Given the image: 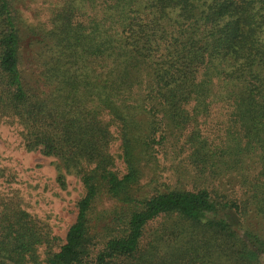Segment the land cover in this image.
<instances>
[{"label": "trees", "instance_id": "trees-1", "mask_svg": "<svg viewBox=\"0 0 264 264\" xmlns=\"http://www.w3.org/2000/svg\"><path fill=\"white\" fill-rule=\"evenodd\" d=\"M36 1L0 0V126L84 193L58 250L0 197V264H262L264 0Z\"/></svg>", "mask_w": 264, "mask_h": 264}, {"label": "rangeland", "instance_id": "rangeland-1", "mask_svg": "<svg viewBox=\"0 0 264 264\" xmlns=\"http://www.w3.org/2000/svg\"><path fill=\"white\" fill-rule=\"evenodd\" d=\"M25 18L29 23L45 22L49 13L47 4L37 0L25 7ZM108 118V117H106ZM21 126L18 123H4L0 126V167L5 169V176L0 179V197L19 200L24 209L43 223L53 240V250L63 244L66 231L76 218V202L84 193L79 178L68 175L66 185L57 181L58 169L56 158L45 156L39 151H27L21 137ZM114 139L110 152L115 158V170L126 172V165L121 157V140L117 126L112 125ZM149 179L144 178L143 182ZM233 224L238 220L232 211L219 213ZM243 234V229L241 228ZM47 246L39 248L41 264L47 257ZM256 250V247L254 248ZM264 264V254L258 253Z\"/></svg>", "mask_w": 264, "mask_h": 264}]
</instances>
